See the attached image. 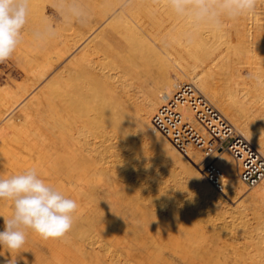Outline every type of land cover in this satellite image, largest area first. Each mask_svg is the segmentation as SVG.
<instances>
[{
    "label": "bare ground",
    "instance_id": "1",
    "mask_svg": "<svg viewBox=\"0 0 264 264\" xmlns=\"http://www.w3.org/2000/svg\"><path fill=\"white\" fill-rule=\"evenodd\" d=\"M84 2L92 15V21L86 27H81L77 23L62 25L63 22L60 21L62 26L60 25L59 29L62 32L58 34L55 42L43 45L44 43H38L31 38L29 47L27 46L29 53L25 55L22 51L27 58L26 60L24 56L22 57L26 60L24 64L29 68L30 75L27 79L23 77L25 81L19 83L20 80L19 84L17 83V90L13 91L9 88L10 90L5 91L4 97L0 98L2 99V102L0 101V177L7 178L35 169L38 177L46 183L78 203L79 201L87 202V205L102 196L101 189L99 191L102 186L103 192L109 194V197L119 198L117 200L119 206L126 204L127 200L124 196L131 194L133 196L131 202L135 204L134 209L140 213V218L138 222L119 218L117 226L119 229H124L129 239L126 241V246H123L126 250L125 254L129 260L136 261V264H264V242L260 240L256 242L254 236H249V233H253L248 227L241 225L242 228L238 231L241 236H245L241 238L245 240L242 241L245 247L242 242L236 243L234 238L226 240L217 234L219 232H215L216 229L213 230L210 227L208 232L213 231L215 238H211L212 233L208 235L207 232V236L204 227L198 226L203 220L196 222L192 220L193 217L182 213V207L184 208L186 204L183 195L188 194L191 199L193 197L194 200L200 198L205 200L209 208L207 210L210 212L218 211L219 213L222 210L225 212L223 207L228 205L231 199L240 198L250 205L248 208L253 207V210L256 212L259 210V213L261 211L260 214L263 217L264 179L247 193V187L239 177L236 161L227 150H224L219 154L217 163L226 174L225 194L218 193L204 175V162L200 153L191 151L189 157L183 156L166 136L155 129L152 122L154 112L166 101V98L171 97L184 83H191L264 156V125L259 123L262 126L258 129V126L256 127L259 125L258 122L254 123L248 113L246 115V111H250L254 120L261 118L264 122V87L257 86L251 78L259 76L264 79V12L255 10L234 21L229 29L223 27L204 34L201 28L196 32L193 42L189 44L183 38V34L188 30V24L172 13L166 0H84ZM133 3L136 5L131 7ZM107 16L110 17L104 24L110 26L112 22L113 25L109 34L102 36L104 27L102 28L100 23ZM113 19H117L116 22ZM135 19L144 29L145 25L150 23L160 26L159 29L157 28L161 29L158 33L160 37H155V40L157 43L163 40L160 45L171 59L164 57L157 46L155 47L154 43L135 28L132 22ZM34 28L32 26V29L36 31L40 27ZM148 31H146L147 35L152 37L153 32ZM99 37H101L100 40L96 41ZM116 38L123 39V43H114ZM36 46L40 47L37 52L32 53ZM72 52H77L79 56L66 70L61 68L57 72L56 77H60L54 82L55 88L46 90L49 86L45 85L43 89L40 88L34 92L39 84L48 78V74ZM19 53L15 54L16 56L18 54L17 58L22 56ZM116 73L117 77L114 76ZM123 75H125L124 80H120ZM214 76L219 77L218 79L227 85V89L234 95L231 94V98H236L231 103L224 99L225 94L223 96V93L216 89L219 86L214 87L213 79L215 81L216 78ZM12 81L16 83V80ZM27 96L29 100L24 107L13 115L28 98ZM220 96H223L221 101H219ZM235 103L240 105L236 106ZM132 130L140 137L141 152L145 150L144 147L147 144H152L153 151L158 153L156 157L169 164L174 185L171 179L155 184L153 176L152 180L147 179L150 176L147 178L144 176L147 169L145 168L144 171L143 165L147 168L149 166L151 170L155 168V160L147 159L145 155H142L143 157L138 155L139 161L138 156L133 155L137 158V163L136 159H131V154L127 155L131 159H127L128 161H135L136 166L140 164L137 169L134 165L132 167L133 170L135 167L137 173L139 171V177H143L140 179L145 180L142 184L137 181L139 186L130 179L136 171L123 173L126 170L121 169L122 172L118 170L120 168L116 169L120 167L121 162H125L126 158L121 156H126V153L122 154L124 149L119 147L121 143H124L120 142L118 145L113 143L112 139H122L123 134ZM112 135H115V138H112L114 137ZM127 136V139H130L129 143L135 145L131 140L136 138ZM109 157L111 159L114 157L113 159L121 164L110 166ZM131 163H127V167L130 168ZM176 166L178 172L173 171ZM132 168L127 169L132 171ZM129 173H131L130 177L127 175ZM118 176L122 179L119 180ZM182 178L189 180V186L174 188L178 184H183L185 180L181 181ZM133 179L136 181L135 178ZM181 200L185 203L182 207H180ZM85 203H81V206L87 209ZM89 207H91L90 204ZM124 210L127 214L133 211L128 205L124 207ZM162 210L167 212L164 213ZM183 210L193 209L188 207L187 210ZM249 210L252 212V209ZM197 211L199 208L193 211V214L196 215ZM207 212L210 216L209 211ZM247 213L249 214V211ZM104 214L106 217L109 215ZM257 214L255 213V216ZM260 214L257 217L254 216L255 219L261 218L255 225L264 218L260 217ZM12 215V201L0 200V231L4 230V219L11 218ZM150 216H153L154 222L159 223L160 232L146 225L148 222L151 223L148 221ZM203 218H205L204 222L208 221L206 216ZM106 219L109 224L110 219L108 217ZM73 220V228L69 236L62 240H44L32 230L26 229V243L22 249L9 253L6 247H0V264H7L10 259H16L17 264H115L117 260L111 262L113 260L111 258L109 262L105 259L107 258L105 255L104 258L99 259L97 252L93 253V258H90L91 247L87 252L78 241L73 242L79 239H74L71 232L76 235L80 233L81 236L87 234L90 236L88 231L91 232L90 229L79 231L80 219L73 216ZM83 221L89 227H93L97 220L86 216ZM189 222L195 223L190 225ZM206 224L205 226L209 225ZM259 225L262 227L264 224L260 222ZM169 226H173V229H168ZM112 229L109 228L110 231ZM261 234L263 235L264 232ZM108 238H106L107 241ZM97 241H99L98 238ZM71 243L78 250L83 247L81 249L84 251L80 249L81 252H79L80 257L72 251ZM236 244L240 246L243 244L242 248L248 250L245 252ZM86 247L89 246L86 245ZM164 248H167L169 253L164 251ZM70 251L77 255L76 261L71 253L69 254ZM92 252L94 251H91V254ZM252 253L257 254V261L252 258ZM118 261L117 264H120ZM121 261H126V258Z\"/></svg>",
    "mask_w": 264,
    "mask_h": 264
},
{
    "label": "rangeland",
    "instance_id": "2",
    "mask_svg": "<svg viewBox=\"0 0 264 264\" xmlns=\"http://www.w3.org/2000/svg\"><path fill=\"white\" fill-rule=\"evenodd\" d=\"M53 3V0H30V3H29V16H28V25L26 26V28H25V30H24V35H23V41H22V43L18 46V48H17V50H16V52L17 53H19V54H21L22 56H21V58H20V56L17 58V56H18V54H17V56L15 55L16 54V52L13 54V56H12V58L10 59V60H8V61H5L4 63H0V93H2V94H0V95H2V96H0V98L2 97H4L3 95H4V93H5V91H7V90H17V85L19 84V83H21V82H23V81H25V80H23L25 77H26V79H27V77L30 75V70H28L29 68H27V66H26V64H24V62L27 60V58H26V56L25 55H27L29 52L28 51H30L29 50V48L27 49V46L29 47V41H30V39L31 38H33V33L35 32L33 29H32V26H34L35 28L37 27V28H39V27H41L42 26V24L44 23V22H46L47 20L49 21V20H51L55 25H56V32H57V36H56V38L55 39H53V40H50L49 42L47 41V42H38V43H44L43 45H47V43L48 44H50V42H51V44H52V41H54L55 42V40L57 39V37H58V34L59 33H61L62 31L59 29V26L62 24V23H60V19H59V17H58V15H57V13H56V11L53 9V7H51V4ZM136 4L135 3H133L132 5H131V7H133V6H135ZM128 8H126V10H127ZM256 10L257 11H259V12H261V11H263L264 12V0H262V2L261 3H259L258 4V6H257V8H256ZM109 17L110 16H107L105 19H104V21H102L101 23H100V25H102V28L104 27V30H103V34H102V36H106L107 34H109V32L111 31V25H113V23L111 22L110 23V26H108V25H106V24H104V22L106 21V20H108L109 19ZM115 22H116V20L117 19H113ZM137 20L135 19V20H132V22H133V24H134V26H136L135 28H138L141 32H142V34L143 35H145L152 43H154V46L156 47L157 46V48L159 49V52L161 53L162 52V55H164V57H167V59L169 58V59H171V56L170 57H168V53H166V50L163 48V46H161L160 44H161V42H163V40H161L160 42H156V40H155V37L156 38H159L160 36H159V32L161 31V29L160 30H158L159 29V25L158 24H156L158 27H155V26H153V24L151 25V23L150 24H147V25H145V29H146V31L147 32H149L148 30H151L152 32H153V35H152V37H154V39L152 38V37H150L149 35H147V33H146V31H145V29L141 26V24L139 23V21H137ZM114 22V23H115ZM107 23H109V22H107ZM130 23H131V21H130ZM232 23H234V21H232V22H228L224 27L225 28H230L231 26H232ZM66 24V23H65ZM64 23L62 24V25H65ZM132 24V25H133ZM140 24V25H139ZM61 25V26H62ZM58 26V27H57ZM148 26H151V27H148ZM65 27V26H64ZM146 27H148V28H146ZM34 28V29H35ZM149 28H151V29H149ZM154 28V29H153ZM158 28V29H157ZM210 30L211 29H207V28H203V33L204 34H206V33H209L210 32ZM157 35V36H156ZM165 36V35H164ZM100 38L101 37H99L96 41H98V40H100ZM121 38H123V37H121ZM114 43L115 42H118L117 44H121V43H123V39H118V38H116L114 41H113ZM113 42H112V44H113ZM42 45V44H41ZM33 47V46H32ZM38 47H40V46H36V49L34 50V48H33V52L32 53H35V52H37V50H38ZM46 47V46H45ZM25 50H27L26 52H24ZM22 51H23V53H25V55L22 53ZM27 53V54H26ZM167 55V56H166ZM25 57L26 58V60L25 59H22V57ZM78 54H77V52H72V53H70L65 59H63L49 74H48V78L46 79V80H44L43 82H41V84H39V87L34 91V92H36V91H38V89H40V88H42V87H44L45 85H48L49 87H51L50 89H49V87H48V89L46 88V90H53L54 88H55V86L53 87V85L55 84L54 82L60 77V76H58V77H56V74H57V72L61 69V68H65V70L70 66V65H72L75 61H76V59L78 58ZM23 61H22V60ZM168 59V60H169ZM23 62V63H22ZM20 65V66H19ZM67 65V66H66ZM175 65V64H174ZM19 73V74H18ZM113 73H114V71H113ZM7 75L9 76V75H11V76H9V77H7ZM13 75V76H12ZM128 75V74H127ZM114 76L115 77H117V73L116 74H114ZM125 75H123L122 76V78L120 79V80H124V77ZM24 77V78H23ZM216 77V78H215ZM9 78V79H8ZM11 78H12V80H16V83H15V81H12L11 80ZM14 78V79H13ZM16 78V79H15ZM17 78H18V80H17ZM214 78H215V81H214V79H213V82H214V87L216 86H219V87H215L218 91L220 90V92L221 93H223L222 95L224 96V94H225V96H224V99H226V101L227 102H232V100H234V99H236V98H234V97H232L231 98V92L227 89V85H225V83L224 82H221V80L220 79H218L219 77H217V76H214ZM147 79V78H146ZM210 79V78H209ZM21 80V81H20ZM20 81V82H19ZM12 82V83H11ZM19 82V83H18ZM143 82H145V79H143ZM147 82H148V79H147ZM211 82H212V80H211ZM213 82H212V84H213ZM219 82V83H218ZM15 83V84H14ZM18 83V84H17ZM146 83V82H145ZM221 83V84H220ZM14 84V85H13ZM219 84V85H218ZM11 86V87H10ZM220 86H222V88L220 87ZM10 88V89H9ZM43 89V88H42ZM33 90V89H32ZM225 91V93H224V91ZM223 91V92H222ZM226 92H228L229 94H227ZM230 95V96H229ZM223 96H220L219 97V101H221L222 100V98H223ZM232 96H234L233 94H232ZM28 97V96H27ZM132 97V96H131ZM128 98V97H127ZM29 100V97L23 102V104H21L16 110H15V112L13 113V115H16L19 111H20V109H22L23 107H24V105H25V103H26V101H28ZM0 101L2 102V99H0ZM235 105L236 106H239L240 105V103H235ZM247 113H248V115H249V117H251L252 118V121H254V123H256V122H258V124L259 123H262L263 125H264V122H262V119L261 118H256L255 120H254V116H251L252 114L250 113V111H246V115H247ZM248 117V116H247ZM248 117V118H249ZM249 120H251V119H249ZM257 124V123H256ZM258 126V129L262 126L261 124H259V125H256V127ZM113 134V133H112ZM129 135V136H132L131 138L132 139H135V140H131V142L133 141V143H135V145L133 146V145H131L130 143H129V141H130V139L128 138L127 139V135ZM112 136H114V137H112V138H115V135H112ZM124 137V138H123ZM123 137H122V139H119V138H116V140L114 139H112V142L113 143H119L120 144V142H123L124 144H120V148H123L124 149V151H122L123 153L122 154H125L126 153V156H124V155H122L121 157H125L126 158V160H125V162H121V163H119V162H117L116 161V159L114 160L113 158L111 159V157H109V161L112 163H109L110 164V166L111 165H116V166H118V165H120V167H117L116 169H118V168H120V169H118L119 171L121 170V169H123V170H126V171H122L123 173H127V172H131V173H133V171H136V172H134V173H136V176H137V174H138V178L136 179V176H134V173L132 174L133 175V177H130L131 176V173H129V174H127V175H129V177H130V179H132L131 181L132 182H136L135 184H137L138 182H141L140 184H142L145 180L143 179V180H141L140 178H143L142 176L141 177H139L140 175H139V171H138V173H137V170H135V167H134V170H133V165L134 166H136L135 164L140 160V158H139V156L140 157H143L144 155H145V157H148L147 159H151L152 161H154L153 163H154V167L155 168H153V170H151L150 168H149V166H148V168H147V166L146 165H143L144 166V171H145V168L147 169L146 170V174H145V172H143V173H140L141 175L143 174L146 178L148 177V176H150V177H148L147 179H149L150 178V180H152V176H153V179H154V182L153 183H164L165 181L167 182V180H170L171 179V176H170V168L171 167H169V164L168 163H166L164 160L162 161V160H160V159H158L157 157H156V155L158 154L157 153V151H153V148H152V144L150 145V144H147L145 147H144V151H142L141 152V149L139 150V147H141V140H140V137L137 135V133L134 131V130H132V131H129V132H126L125 134H123ZM123 139H125L124 141H123ZM129 140V141H128ZM136 140H138V141H136ZM115 141V142H114ZM126 141V142H125ZM126 143V144H125ZM118 144V145H119ZM130 144V145H129ZM139 144V145H138ZM136 145H138V147H136L137 149H135V146ZM123 146V147H122ZM131 148H133V149H131ZM148 146V147H147ZM128 148V150H127V148ZM123 149H121V150H123ZM135 149V150H134ZM128 152H127V151ZM129 150L131 151V152H129ZM132 151H133V153H132ZM128 153V154H127ZM139 153V154H138ZM130 154H131V159H136V163H134L135 161H128V160H131V159H129L130 157H128L127 155H129L130 156ZM137 154V155H136ZM147 154V155H146ZM133 155H135L134 157H136V156H138V161H137V158H134L133 157ZM143 155V156H142ZM124 158V159H125ZM128 159V160H127ZM114 160V161H113ZM108 161V162H109ZM128 161V162H127ZM132 162V163H131ZM115 163V164H114ZM118 163V164H117ZM127 163L128 164H130L131 163V165H130V168H132V171L131 170H128V169H130L129 167H127ZM108 164V165H109ZM167 164H168V166H167ZM123 165V166H122ZM126 165V166H125ZM139 163L137 164V166L139 167ZM136 166V169L138 168ZM142 166V167H143ZM164 167V168H163ZM114 168V167H113ZM128 168V169H127ZM176 168V169H175ZM174 168V170L173 171H175V172H178L177 171V166ZM115 169V168H114ZM148 169H150V170H148ZM165 169V170H164ZM117 170V171H118ZM167 170H169L168 172H166ZM163 171V172H162ZM162 172V173H161ZM123 173H121V174H123ZM156 173V174H155ZM157 173H159V174H157ZM150 174V175H149ZM162 174V175H161ZM169 174V175H168ZM126 175V174H125ZM157 175V176H156ZM164 175H168L167 176V178H166V176H164ZM120 177H122L121 175H119ZM118 176V179L119 180H121L120 179V177ZM162 176L164 177V178H162ZM144 177V178H145ZM161 177V178H160ZM169 177V178H168ZM133 178H135L136 179V181L133 179ZM158 178H159V180H158ZM141 181H140V180ZM183 179L184 178H182V180L181 181H183ZM115 180L117 181V177H115ZM134 180V181H133ZM158 180V181H157ZM174 180V179H173ZM173 180L171 179L170 181H171V183L173 182ZM185 180V179H184ZM138 181V182H137ZM192 181V180H191ZM123 182V181H122ZM175 182V181H174ZM139 183L137 184L138 186L140 185ZM186 184H188V185H186ZM172 185H174V183H172ZM184 185V187H187V186H189V180H185L184 182H183V184H178V185H176V186H174V188H176L177 186L179 187V188H182V186ZM178 187L176 188V189H178ZM100 189H101V191H100ZM102 189H104V187L102 186V187H100L99 188V191L100 192H102V196L101 197H98L99 199V201L98 200H96V201H94L93 203H88V205H87V202L85 203V202H81V203H85L86 205H87V209H85V206H84V208H83V206H81L82 204L80 203V201H79V203H78V201H77V204H78V207H80V209L79 208H77L76 210H78V212L77 211H75L74 213H73V216H74V218H76V219H80V221L81 222H78V229H79V231H85V230H87V229H90L91 230V232L90 231H88V233H90V236H89V234H87V235H85V236H81L80 235V233H78L77 235H76V233H72L71 232V234H73V236L75 237L74 239H79V240H73L72 239V235L70 234V238L73 240V242H77L78 241V243L79 244H81V245H83L84 246V248L83 247H81L80 245H79V247H81V248H83L84 250H90L89 248L91 247V250L89 251V256H90V258H93V253H95V252H97V255H99V259H101L104 255H105V257H107V258H105L107 261H109V259L111 260V258L113 259V260H111V262H114V261H118V260H120V262L118 261V263H120V264H122V263H124L125 264V262H126V264H136V261H133V260H129L128 258H127V256H126V254H125V252H126V250L125 249H123L124 247L123 246H126V241L127 240H129L127 237H126V233H125V231H124V229H119L118 228V226H117V220L119 219V218H128V219H131L133 222L135 221V222H138V220H139V218H140V213L139 212H136V210L134 209L135 208V204L133 203V202H131V200L133 199V196L131 195V194H128L127 196H124L125 197V199L127 200V203L126 204H123L122 206H119V204L117 205V200L119 199L118 197H109V194L107 195L106 194V192H103V190ZM175 189V190H176ZM214 189V188H213ZM246 191H247V193L248 192H251V189H249V188H247L246 189ZM184 196V201H186L185 203H182V201L183 200H181L180 202V207H182V204L184 205L185 204V206H184V208L182 207V213H185L186 215H189V216H191V217H193L192 218V220L193 221H198V222H201L200 220H203L202 222H201V224H199L198 226H203L204 228V230H206V235H207V232H208V229L210 230V228L211 229H216L215 230V232H219V233H217V234H219V235H221V237H224L226 240H230V238H234V240L235 241H237L236 243H241L242 241H243V239H241V238H243V237H245V236H241L239 233H238V231H239V229L240 228H242V227H244V226H246V227H248V229L250 230V231H252L251 233H253V234H250L249 233V236L251 235V236H254V238H255V241L257 242V241H262V242H264V234L262 235L261 233H263L264 232V229H263V227H264V225H262V227H261V225H259L260 224V222H261V224H264V221H263V217H262V215L260 214L261 213V211H260V213H259V210H257V212L260 214V217H262L263 219H262V221H260L261 220V218H259L258 217V219H260L259 220V224L256 226L255 225V223H257V221H258V219L256 220L255 219V217H257V216H259V214H257V212H256V210H253V207H251V208H248V207H250V205L248 204V203H246V202H244V201H242V199L240 200V198L239 199H236V198H234V200L233 199H231L230 200V202H229V204L227 205H225L223 208H225V212H224V210H222V212L221 213H219L218 211H212V212H210V210H207V205H206V202H205V200H203V199H197V200H194L193 199V197H192V199H191V196L190 195H188V194H184L183 195ZM182 196V197H183ZM185 196H187V198H185ZM190 196V197H189ZM183 199V198H182ZM189 199H190V203H189ZM194 201V203H193V201ZM239 200V201H238ZM199 201H201V202H199ZM204 201V202H203ZM235 203H234V202ZM238 201V202H237ZM198 202L201 204V206H200V204H198ZM188 203H189V205H191V204H193L194 206H189L188 205ZM195 203H196V205H195ZM205 203V204H204ZM231 203L233 204V205H231ZM85 204H83V205H85ZM89 204H90V206L91 207H89ZM242 204H246L245 206L244 205H242ZM249 206H248V205ZM126 205H128L129 206V209L130 210H133V211H131L130 212V214H127V211L126 210H124V207H126ZM205 205V206H204ZM238 205V206H237ZM195 206H196V208L198 207L199 208V211H197V214H196V212H195V214L196 215H199L200 213V211H202L201 212V215H199L198 217H196V215H194L193 213V211H195V210H198V208L196 209L195 208ZM201 208H200V207ZM204 208H203V207ZM229 206V207H228ZM232 206H234V207H232ZM236 206H237V208H236ZM240 206V208H238ZM243 206V207H242ZM188 207H192V209L193 210H190V211H192V212H190L189 210L188 211H185V210H183V209H188ZM195 209H194V208ZM227 207V208H226ZM231 207L233 208V210L231 209ZM245 207V208H244ZM93 208V209H92ZM246 208H247V210H246ZM88 209H89V212H88ZM209 209V208H208ZM228 210V212H227V210ZM231 209V210H230ZM240 209V210H239ZM249 209H252V212H251V210H249ZM238 210V211H237ZM244 212H243V211ZM246 210V211H245ZM105 211V212H104ZM110 211H112V213L110 212ZM164 210H162V212H163ZM207 211H209V213H210V216H208L207 215ZM233 211V212H232ZM235 211V212H234ZM249 211V214L247 213ZM88 212V213H87ZM109 212L111 213V214H109ZM165 212H167V210H165L164 211V213ZM188 212V213H187ZM229 212H231V214L229 213ZM240 212V213H239ZM246 212V213H245ZM257 214L256 216H255V213ZM104 213H107V214H109V215H107V217H108V219H110V220H108V222H109V224L106 222L107 221V217H106V215L104 214ZM123 213V214H122ZM192 213V214H191ZM213 213H215V214H213V216H212V214ZM122 214V215H121ZM152 214V213H151ZM221 214V215H220ZM223 214V215H222ZM230 214V215H229ZM247 214V215H246ZM113 216V217H111V216ZM153 215V214H152ZM218 215V216H217ZM244 215V216H243ZM252 215V216H251ZM87 216V217H91V218H94V219H96L97 221H96V224H95V226L93 225V227H89V225L86 223V222H84L83 220H84V218ZM202 217V219H201V217ZM204 216H206V219L208 220L207 222H206V220H205V222H204V219L205 218H203ZM255 216V217H254ZM152 217L153 216H150V217H148V221H150L151 223H147L146 225L148 226V228H154V230L155 231H158V232H160L159 231V226H158V222H154V220L152 219ZM207 217H209V219L207 218ZM230 217V218H229ZM249 217V218H248ZM251 217V218H250ZM198 218V219H197ZM212 218V219H211ZM254 218V219H253ZM82 219V220H81ZM221 219V220H220ZM216 220V221H215ZM230 220V221H229ZM237 220V221H236ZM251 220V221H250ZM116 221V222H115ZM192 221V222H193ZM243 221H244V223H243ZM190 223L189 222V224L190 225H193L194 223ZM210 222V223H209ZM241 222V223H240ZM263 222V223H262ZM83 223V224H82ZM106 223V224H105ZM207 223V224H206ZM220 223V224H219ZM232 223V224H231ZM243 223V224H242ZM100 224H102V225H100ZM203 224V225H202ZM205 224L206 225H208V226H205ZM226 224V225H225ZM245 224V225H244ZM247 224V225H246ZM100 225V226H99ZM113 225V227H110V226H112ZM215 225V226H214ZM218 225H219V227H218ZM234 225V226H233ZM242 225V227H240ZM147 226H145V227H147ZM196 226V225H195ZM195 226H193V227H195ZM230 226V227H229ZM254 226H256V227H254ZM167 227V226H166ZM197 227V226H196ZM206 227V228H205ZM208 227H210V228H208ZM214 227V228H213ZM239 227V228H238ZM250 227V228H249ZM251 227H252V229H251ZM259 227V228H258ZM262 229H261V228ZM97 228V229H96ZM109 228L110 229H112V228H114V229H112L114 232H115V234H114V232L112 233L110 230H109ZM173 229V226H169L168 227V229ZM225 228H226V230H225ZM257 228V229H256ZM83 229V230H82ZM261 229V230H260ZM94 232H93V231ZM248 230V231H249ZM253 230H254V232H255V230H256V233H254L253 232ZM257 230H259V231H257ZM149 231V230H148ZM174 231V230H173ZM222 231V232H221ZM261 231V232H260ZM260 232V233H259ZM91 233H92V235H91ZM95 233V234H94ZM101 233V234H100ZM111 233H112V235H111ZM209 233H210V235H211V233H212V235H211V238H215V235H213V231H209L208 232V235H209ZM226 233V234H225ZM230 233V234H229ZM102 236H104V238H102V237H100V235ZM117 234V235H116ZM93 235H94V237H93ZM96 235H97V237H96ZM106 235H108L107 237H109L108 238V241H107V237H106ZM118 236L119 238H113V237H116V236ZM159 235V234H158ZM207 235V236H208ZM232 235V236H231ZM69 236V235H68ZM89 236V237H88ZM113 236V237H112ZM241 236V237H240ZM87 237V238H86ZM95 237H96V239H95ZM111 237H112V239H111ZM82 238V239H81ZM91 238V239H90ZM93 238V239H92ZM97 238H98V240L100 241H97ZM102 238V239H101ZM209 238V240H210V236L208 237ZM236 238H239L238 240H236ZM257 238V239H256ZM109 239H111V240H109ZM81 240V241H80ZM84 242V244H83V242ZM101 241H102V243H101ZM110 241V242H109ZM113 241V242H112ZM234 241V242H235ZM245 241V240H244ZM243 241V242H244ZM95 242H98V243H96L95 244ZM242 242V243H243ZM78 243H77V245H78ZM93 243V244H92ZM99 243H100V245H99ZM105 243H106V245H105ZM101 244L103 245V246H101ZM238 244V245H239ZM244 244V243H243ZM243 244H241V246L239 245V248L240 249H243L245 252L248 250V249H246V248H242V247H246V245L244 244V246H243ZM72 245H74V244H72L71 243V246ZM86 245L87 246H89V247H86ZM94 245V246H93ZM237 245V244H236ZM237 245V246H238ZM75 246V245H74ZM107 246V247H106ZM78 247V246H77ZM78 247V248H79ZM92 247H94L95 249H93ZM72 248V251L74 252V253H76L77 255H78V257H80V253L79 252H81V250L79 249H77V248H75V247H71ZM87 248V249H86ZM78 251H77V250ZM84 250H82V251H84ZM72 251H70L69 252V254L72 252ZM87 251V252H88ZM91 251H94V252H92V254H91ZM164 251H166V252H168L169 253V250L166 248H164ZM249 251H251V250H249ZM101 252V254H99ZM91 254V255H90ZM103 254V255H102ZM125 254V255H124ZM77 255H74L73 253H71V256H72V258L73 259H75L74 261H76V259L78 258L77 257ZM97 255H95V257L97 256ZM109 257V258H108ZM97 258V257H96ZM104 258V257H103ZM125 258H126V261H121V260H125ZM252 258H254V260L255 261H257L258 260V258H257V254H254V253H252ZM98 259V260H99ZM105 259H102L103 261H105L106 262V260ZM117 261H116V263L115 264H117ZM110 262V261H109ZM170 263H172V262H170ZM251 263V262H250ZM107 264V263H106ZM109 264V263H108Z\"/></svg>",
    "mask_w": 264,
    "mask_h": 264
},
{
    "label": "clouds",
    "instance_id": "3",
    "mask_svg": "<svg viewBox=\"0 0 264 264\" xmlns=\"http://www.w3.org/2000/svg\"><path fill=\"white\" fill-rule=\"evenodd\" d=\"M262 0H166L167 6L180 20L188 24L183 34L191 44L201 28L220 30L228 22L254 12ZM30 0H0V63L12 58L23 41L28 25ZM51 7L63 23H77L86 27L92 15L84 0H53ZM57 36L56 25L46 21L33 33L34 40L47 42ZM257 86L264 87V79L251 77ZM0 200H10L13 215L4 219L0 231V247L9 253L17 252L26 243V229L42 239L62 240L73 228V213L77 202L38 177L35 169L4 178L0 177ZM7 264H17L10 259Z\"/></svg>",
    "mask_w": 264,
    "mask_h": 264
},
{
    "label": "built area",
    "instance_id": "4",
    "mask_svg": "<svg viewBox=\"0 0 264 264\" xmlns=\"http://www.w3.org/2000/svg\"><path fill=\"white\" fill-rule=\"evenodd\" d=\"M157 131L185 157L200 153L207 181L225 194L226 174L217 163L227 150L237 163L240 179L251 189L264 179V156L191 83H184L154 112Z\"/></svg>",
    "mask_w": 264,
    "mask_h": 264
}]
</instances>
